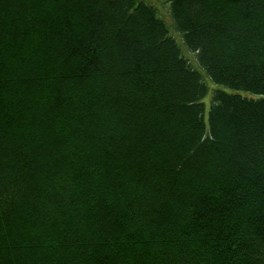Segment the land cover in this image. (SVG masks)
Listing matches in <instances>:
<instances>
[{
	"label": "trees",
	"instance_id": "1",
	"mask_svg": "<svg viewBox=\"0 0 264 264\" xmlns=\"http://www.w3.org/2000/svg\"><path fill=\"white\" fill-rule=\"evenodd\" d=\"M163 1L207 116L146 1L0 0V264H264V0Z\"/></svg>",
	"mask_w": 264,
	"mask_h": 264
},
{
	"label": "rangeland",
	"instance_id": "2",
	"mask_svg": "<svg viewBox=\"0 0 264 264\" xmlns=\"http://www.w3.org/2000/svg\"><path fill=\"white\" fill-rule=\"evenodd\" d=\"M147 3L153 5L158 12V16L164 20V22L167 24L169 28L170 35L174 37L178 44L180 45L183 55L191 62L192 66L199 71L202 74L203 81L207 84L208 86V92L206 96L203 99V102L205 104V115L207 116V113L209 111L211 101H212V96L213 92L216 88H224L223 86L216 85L207 75L205 70L200 66L197 56L194 52L190 51L187 46L184 43L182 35L177 31V29L174 26L173 18L171 16V11H170V4L168 2H165L163 0H144ZM181 36V37H179ZM196 58V59H195Z\"/></svg>",
	"mask_w": 264,
	"mask_h": 264
}]
</instances>
